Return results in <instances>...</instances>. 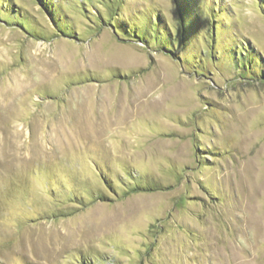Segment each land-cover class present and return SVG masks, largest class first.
Instances as JSON below:
<instances>
[{"label": "rangeland", "instance_id": "obj_1", "mask_svg": "<svg viewBox=\"0 0 264 264\" xmlns=\"http://www.w3.org/2000/svg\"><path fill=\"white\" fill-rule=\"evenodd\" d=\"M50 1L0 0V264H264V0Z\"/></svg>", "mask_w": 264, "mask_h": 264}, {"label": "trees", "instance_id": "obj_2", "mask_svg": "<svg viewBox=\"0 0 264 264\" xmlns=\"http://www.w3.org/2000/svg\"><path fill=\"white\" fill-rule=\"evenodd\" d=\"M49 1L50 0H40V3L41 4H43L44 6H45V8L44 9H46V13L48 14V17H49V19H50V22L53 24V26H54V28H55V32L53 33V34H55L56 36L57 35H65L66 37H70V38H74V39H78L76 36H75V34L76 33H74L73 35H67V34H65L63 31H62V29H61V25L60 24H58V21L54 18V15H53V7L51 6V4H49ZM50 3H52L51 1H50ZM9 5V3H4L3 5L5 6V7H9L8 5ZM109 6L111 7V6H113V3L112 2H109ZM11 12V14H13V15H16L17 16V18L15 19V20H13V23H16L17 25H19L21 28H23L25 31H26V33L28 34V35H30V36H38L39 38H41V39H43V37H42V35L38 32V30L32 25V23H30L29 21H25V20H23L22 19V17H21V15H22V13H20L18 10H16V9H14V8H12V10L11 11H7V13H10ZM3 19V18H2ZM3 20H6V19H3ZM7 21V20H6ZM143 22V21H142ZM110 23H115V22H110ZM126 23H128V24H130V22H126ZM132 23V22H131ZM58 24V25H57ZM118 26H120L121 28H123L124 26L123 25H119L118 23H116ZM158 24H160V25H162L163 24V22L159 19V17L158 16H153V18H152V21L151 22H149L148 24H146V25H144V27H145V29H147L146 31H145V33L146 34H143L144 36V38L142 37V36H140L138 33H136L137 35H136V37L134 38V40L135 41H137V42H140V43H143V44H147V42H146V40H148L149 42H150V38L152 37L153 38V41L156 43V47L157 48H159V49H163L164 51H168L170 54H172V55H175L177 58H178V54L177 53H174L173 52V50H172V47H171V38L173 37L172 36V34H170L168 31H167V29H166V27L165 26H162V28L159 30L158 29ZM132 25V26H131ZM131 25H126V26H128V27H130V28H139V27H142L143 29H144V27H143V24H142V26H138L137 24H134V22H133V24H131ZM164 25V24H163ZM125 26V27H126ZM148 31V32H147ZM115 32V31H114ZM121 33H123L124 34V32H123V29H121ZM162 33V34H161ZM53 34H51V35H53ZM115 35H117L118 37H120L118 34H116V32L114 33ZM161 34V35H160ZM129 36V35H128ZM160 36V37H159ZM163 36V37H162ZM52 37V36H51ZM120 38H122V39H124V40H127V39H125V38H123V37H120ZM143 39H146V40H143ZM152 43V42H151ZM146 46H148V44L146 45ZM242 46V45H241ZM241 46H240V48H239V50H237L238 51V53L240 54V55H244V57H245V59H248V58H251V55H253V54H251V52H252V49L250 48V47H248V45H247V47H244V48H241ZM249 48V49H248ZM245 59H243L242 57H236V62H235V65H236V67L238 68V69H240L241 70V73H239L240 74V76H243L244 78H248V79H251V80H253V79H256V78H259V79H263V72L261 71V70H255V69H253L249 64L251 63L253 66H254V64L256 63V64H258V65H260V63H261V61L260 60H256L255 62L254 61H252V60H250V59H248V62H247V64L245 65ZM249 63V64H248ZM255 67V66H254ZM195 70H199V73L198 74H200L201 73V70L200 69H198V68H195ZM109 186L108 187H110L111 185L110 184H108ZM158 189H162V188H159L158 187ZM155 189L154 188H151V187H145V186H141V185H139V184H134V185H131V186H129L127 189H125L124 191H123V193L120 195L121 197H124V196H126V195H129V194H131V193H138V192H141V191H154ZM118 194H116L115 193V197H120ZM105 198H107L106 196H104V195H101V196H98V198H96L97 200H105ZM79 201H81V200H79ZM78 204H81L80 202L78 203Z\"/></svg>", "mask_w": 264, "mask_h": 264}]
</instances>
